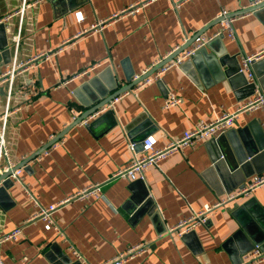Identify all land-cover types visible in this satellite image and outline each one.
<instances>
[{"label": "crops", "instance_id": "crops-1", "mask_svg": "<svg viewBox=\"0 0 264 264\" xmlns=\"http://www.w3.org/2000/svg\"><path fill=\"white\" fill-rule=\"evenodd\" d=\"M25 1L21 17L16 12ZM261 1L189 0L176 8L175 0H0L1 37L12 54L18 33V61L45 54L18 77L20 84L35 80L39 94L26 102L16 96L13 104L21 107L7 123V146L16 165L39 155L42 159L24 166V185L14 183L0 191V236L22 231L0 245L4 264H103L141 243H149L150 249L127 264H241L256 243L264 241V185L250 197L240 196L218 208L192 232L170 231L205 205L235 193L254 175L264 174V149L244 182L234 180L227 188L216 179V168L214 175L208 173L213 154L221 151L220 140L232 152L228 133L235 132L234 141L244 150L239 130L259 147L262 111L242 113L232 128L149 167L144 179L113 177L133 157L130 135L136 140L145 130L146 137L156 138L158 148L166 147L264 90V54L249 67L244 62L264 51V8L242 13ZM138 2L145 3L140 10L107 23L101 31L85 33ZM222 9L239 15L233 24L235 39L224 34L192 64L173 67L160 80L132 88L88 115L98 97L102 100L131 84L134 75L184 46L186 36L217 33ZM98 63L89 74L76 77ZM4 91L0 88V114L6 105ZM172 96L181 103L166 108ZM96 184L101 185L99 196L74 197L55 212L63 235L47 230L46 222L36 217L42 208ZM147 194L152 205L140 208Z\"/></svg>", "mask_w": 264, "mask_h": 264}, {"label": "built area", "instance_id": "built-area-1", "mask_svg": "<svg viewBox=\"0 0 264 264\" xmlns=\"http://www.w3.org/2000/svg\"><path fill=\"white\" fill-rule=\"evenodd\" d=\"M152 1V0H150ZM189 0H175V7L178 8L183 3ZM145 5V3L138 2L134 5H130L126 8H123L121 11L114 13L108 19H104L98 21L94 25L91 26L85 33H96L101 31L104 26L111 22L115 21L119 17L123 15H127L130 13H134L140 10V7ZM27 7L26 1L23 3L22 7L16 12L21 17H23L25 9ZM79 18L82 16L78 15ZM239 15H231L227 10L222 9L218 13V19H221L220 30L215 33L211 37L199 36L195 39V42L192 46L185 49L181 54L177 55L176 57L168 59L182 47V45L174 47L170 50L166 55L162 57L157 63L153 64L152 67L146 69L140 75H134L133 80H138L141 76L147 74L153 67L157 66L158 64L167 61L164 63L160 68H158L151 76L147 77L145 80L140 82L134 87V90H138L141 87L151 83L153 80H160L161 77L168 72L171 68L182 66L186 61L190 60L199 49L204 47L207 43L213 40L216 37L221 35L227 34L230 38L235 39L236 33L234 31V21L237 19ZM10 16H7L5 19H8ZM4 20H0V24L3 23ZM81 34H84L81 33ZM80 34V35H81ZM78 35V36H80ZM19 33L14 37V47L15 53L13 61L6 66L3 72L0 75V88H5V109L0 114V187L3 186V183L6 180H11L13 183L22 184L23 182V169L24 166L18 167L16 163L12 160L9 149L7 146L6 141V132H7V123L9 117L16 113L21 105H14L13 101L16 96H18L22 101L26 102L33 96H37L39 94V90L35 86V80L29 79L26 80L24 83H18V77L26 70L30 68V66L34 65L36 62L39 61L40 58L45 57V54H41L31 58L28 61H18L17 60V48L19 45ZM191 38L186 36L184 39V44H187ZM50 54V53H49ZM49 54L46 56H49ZM264 54L262 51L259 55H255L254 57H246L245 58V65L249 67L251 62L258 57H261ZM100 63L93 65L89 70L82 71L76 77L83 76L85 74H89L92 70L98 67ZM252 78V75H251ZM126 93V92H125ZM119 97L114 98V101H117ZM181 103V99L178 97H170L166 101L165 107H172L177 106ZM248 111H262L264 114V90L257 91L255 96L249 100L248 102L242 104L240 107L237 108L236 111L227 112L221 115L220 117L216 118L211 122H201L198 124L194 129L191 131L185 132L181 137L177 139H173L166 147L158 148L156 146V138L153 136L146 137L141 142V149H138V143L132 141L129 137V147L133 153V157L129 163L124 165L123 167L119 168L113 175L114 178H123L129 181H138L140 179H144V172L152 166L157 165L160 161L166 159L170 155L182 150L183 148L193 147L199 142L208 140L219 133L225 132L227 129L232 128L236 121L239 119L240 115L244 112ZM47 155V151L45 152ZM41 160V155L36 157V160ZM10 173L5 179L1 180V177ZM264 185V174L254 175L242 188H240L235 193H232L225 199L219 200L214 205H205L201 211L194 212L190 217L181 221L176 227L170 229V231H177L180 234H185L196 230L197 228L205 225L208 222V219L214 212L223 206H225L229 201L236 199L240 196L250 197L253 192L260 186ZM101 192V185L96 184L92 185L82 191H79L73 197L70 196L63 201L50 205L48 207L42 208L39 213L37 214V218L43 219L46 224L45 227L47 230H55L58 234L63 235L62 229L56 224L54 214L55 212L63 207L68 201L71 199L78 198L84 200L91 196H99ZM21 229H16L14 232L6 235L0 236V245L10 239H17L21 235ZM151 245L149 243H141L138 245H134L129 247L126 251L120 253L113 259L106 261L103 264H127L132 259L141 256L148 252ZM74 254L79 260H83L82 255L74 249ZM264 261V250L260 248L259 245H256L255 248L247 255L241 264H254L256 262ZM0 264H4L2 260V256L0 254Z\"/></svg>", "mask_w": 264, "mask_h": 264}, {"label": "water", "instance_id": "water-1", "mask_svg": "<svg viewBox=\"0 0 264 264\" xmlns=\"http://www.w3.org/2000/svg\"><path fill=\"white\" fill-rule=\"evenodd\" d=\"M256 4L251 6V7H249L248 9H245L244 11H242V13L253 12V11H257L259 9L264 8V0L259 2V3H256ZM217 20L219 22L221 21V19H217ZM3 30H4V24L1 23L0 24V75L3 72L2 69L4 67H6L8 64H10L13 61V58H14V52L12 54L11 47L8 45V43L6 41V38L5 37H1V33L3 32ZM199 36L200 35H195V37L193 39H191L187 44H185L184 46L180 47V49L177 50L168 59V61L170 59L176 57L177 55L181 54L185 49H187L190 46H192L193 43L195 42V39L197 37H199ZM222 36L224 37V35H221V36L216 37L213 40H211L204 47L199 49L198 52L193 57H191L190 60L186 61L182 66L192 64L193 63L192 61L195 60L201 53H204L206 51L207 47L213 41H216V40H219V39H223ZM218 56H219V54H217L215 56V58H217ZM166 62L167 61L162 62V63L158 64L157 66L153 67L147 74L141 76L138 80H133L132 83L129 84L128 86H126L124 88L117 89L116 91H114L113 93H111L107 97L102 96V100L100 99V97H98L99 98L98 101L96 103L92 104L91 109L88 111V115H91L92 113H94L98 109L106 106L115 97H118L122 93L134 88L137 84H139L140 82L145 80L147 77L151 76L158 68H160ZM254 63H256V60H253L250 65H252ZM115 88H117V87H115ZM79 121H80V119H77V121L75 123H78ZM251 127L253 128V125H251ZM145 132L148 134V131L144 130L142 132L144 135L142 137H140L139 139H136V140L134 138H132V136L130 135V138L132 139V141H135V142L138 143V149H141V142L146 138V133ZM234 133L235 132L233 131L232 133L230 132V133L227 134V136H228V138H229V140L231 142L232 152L231 151L229 152V150H227V147H225L227 144L223 145L224 143L220 140V145H221L220 149H221V151L216 150V152L214 153L215 155L213 154L212 163L214 164V166H213V168L209 169V171H208L209 174L214 175V171H215L214 168H216L217 169L216 171L218 173V176H215L216 179L218 178L217 179L218 182H219V179H221L223 184L227 188L230 187L229 183L234 181V180H236V182L238 180H242L241 182H244L246 180V176H248L249 171L251 169V166L256 161L257 154H259L260 150L264 149V136L263 135L260 134L261 136H260V138H258V146L259 147L257 148L253 144H250V143L247 142V138H245V135H244L245 131L239 130L238 133L242 137V139L244 140V143L246 144V148L244 150L243 148H240L239 142H235L234 141V139L235 140L237 139V136ZM232 135H234V136H232ZM61 137H62V135H60V138ZM56 140L57 139H54V142H56ZM218 142H219V140H218ZM230 142H229V145H230ZM34 159H36V157H33L31 159L26 160L24 162V164H21L18 167L27 166L28 165L27 163L30 162L31 160H34ZM220 159H221V161H219ZM9 174L10 173L2 176L1 180L5 179ZM242 177H243V179H242ZM12 184H14V183L11 180H6L3 183V186L0 187V191L4 190L5 187H8L9 185H12ZM142 202L139 203L140 208H146L147 205H149L151 207V205H152V199L148 197V194H147V196L144 198V200ZM239 207L240 206L238 205L235 208V210H237ZM256 244L259 245L262 250H264V241H261L259 243L257 242Z\"/></svg>", "mask_w": 264, "mask_h": 264}]
</instances>
